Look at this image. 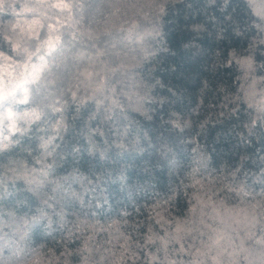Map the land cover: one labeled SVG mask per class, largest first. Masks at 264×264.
I'll return each mask as SVG.
<instances>
[{
	"label": "clouds",
	"instance_id": "obj_1",
	"mask_svg": "<svg viewBox=\"0 0 264 264\" xmlns=\"http://www.w3.org/2000/svg\"><path fill=\"white\" fill-rule=\"evenodd\" d=\"M0 264H264V0H0Z\"/></svg>",
	"mask_w": 264,
	"mask_h": 264
}]
</instances>
